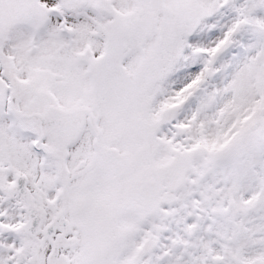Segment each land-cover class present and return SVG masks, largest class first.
Segmentation results:
<instances>
[{"label":"snow or ice","instance_id":"6c2138e0","mask_svg":"<svg viewBox=\"0 0 264 264\" xmlns=\"http://www.w3.org/2000/svg\"><path fill=\"white\" fill-rule=\"evenodd\" d=\"M0 264H264V0H0Z\"/></svg>","mask_w":264,"mask_h":264}]
</instances>
